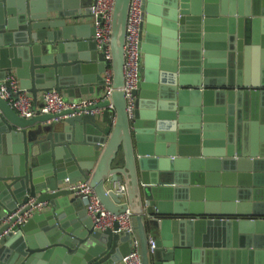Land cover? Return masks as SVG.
Wrapping results in <instances>:
<instances>
[{
	"label": "water",
	"instance_id": "95a60500",
	"mask_svg": "<svg viewBox=\"0 0 264 264\" xmlns=\"http://www.w3.org/2000/svg\"><path fill=\"white\" fill-rule=\"evenodd\" d=\"M93 2L0 0V82L13 73L34 104L48 90L99 98ZM129 3L113 4L109 100L25 119L0 96V264H121L132 238L141 264H264V0H144L131 117ZM160 31L172 50L158 67ZM78 181L108 212L128 209L132 233L94 230L67 188ZM29 197L47 209L4 234Z\"/></svg>",
	"mask_w": 264,
	"mask_h": 264
},
{
	"label": "built area",
	"instance_id": "2783aa9c",
	"mask_svg": "<svg viewBox=\"0 0 264 264\" xmlns=\"http://www.w3.org/2000/svg\"><path fill=\"white\" fill-rule=\"evenodd\" d=\"M114 0H94L89 8L91 24L94 28L93 41L98 50L104 49L106 68L102 74L103 91L99 98H78L76 100H65L63 95L55 90H48L38 94L37 104L29 93L21 89L18 79L13 73H7L0 82V96L9 107L20 117L29 119L42 114H59L63 111H70L72 115L86 114L87 109L100 100H109L112 87V70L110 68L109 41L111 33V21ZM144 0H130L126 22V34L124 44V95L126 99V110L129 117L132 116L135 97L133 91L137 89L140 81L139 69L142 62L140 52V32L144 22ZM111 108V106H109ZM61 117L56 118V120ZM67 183V179H65ZM67 188L80 198L84 205L87 218L90 220L94 230L105 231L113 229L121 233H132V215L128 209L121 214L108 212L99 202L93 190L89 187L88 181H78L67 184ZM120 193L124 192L122 184L117 186ZM48 205L46 202L37 201L29 197L27 202L20 204L15 210L6 214L3 222L10 224L4 231L6 234L17 226L24 224L37 212L44 211ZM148 250L154 249V240L148 237ZM121 264H141L137 241L132 238L131 252L122 258Z\"/></svg>",
	"mask_w": 264,
	"mask_h": 264
},
{
	"label": "flooded vegetation",
	"instance_id": "af4514ba",
	"mask_svg": "<svg viewBox=\"0 0 264 264\" xmlns=\"http://www.w3.org/2000/svg\"><path fill=\"white\" fill-rule=\"evenodd\" d=\"M143 24H144V22H143ZM143 32H144V30H143ZM157 35H159L158 38H157L158 44H157V46L154 45V47H156L158 49V52L156 54V58L158 60V67H159V65H160L159 64V60L161 58V50H162V48H164L166 51H168L169 49L172 50V47L169 46V40H170L171 37H168L167 35L165 36L164 34L161 33V31ZM164 65H165V68L163 69V72H169L171 66H169V64H167V63H165ZM164 65H163V67H164Z\"/></svg>",
	"mask_w": 264,
	"mask_h": 264
},
{
	"label": "crops",
	"instance_id": "0c3cea01",
	"mask_svg": "<svg viewBox=\"0 0 264 264\" xmlns=\"http://www.w3.org/2000/svg\"><path fill=\"white\" fill-rule=\"evenodd\" d=\"M81 12H83V9H82ZM82 22L85 23V24L88 23L89 25H92V24H91V18H87L86 20H83ZM63 97H64L65 100H76V99H78V98H94V94L78 95V96L75 97V98H68V97H66L65 95H63Z\"/></svg>",
	"mask_w": 264,
	"mask_h": 264
},
{
	"label": "trees",
	"instance_id": "16d2710c",
	"mask_svg": "<svg viewBox=\"0 0 264 264\" xmlns=\"http://www.w3.org/2000/svg\"><path fill=\"white\" fill-rule=\"evenodd\" d=\"M149 232H150V230H149V228H147V233L149 234Z\"/></svg>",
	"mask_w": 264,
	"mask_h": 264
}]
</instances>
